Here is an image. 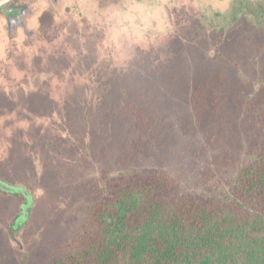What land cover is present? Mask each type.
<instances>
[{"label": "rangeland", "instance_id": "rangeland-1", "mask_svg": "<svg viewBox=\"0 0 264 264\" xmlns=\"http://www.w3.org/2000/svg\"><path fill=\"white\" fill-rule=\"evenodd\" d=\"M20 2L15 16L0 10V181L31 201L0 190V264L66 260L104 175L161 169L183 193L232 200L252 136L264 142V0ZM219 75L225 106L184 134L194 82ZM128 102L174 124L168 160L132 161Z\"/></svg>", "mask_w": 264, "mask_h": 264}, {"label": "trees", "instance_id": "trees-1", "mask_svg": "<svg viewBox=\"0 0 264 264\" xmlns=\"http://www.w3.org/2000/svg\"><path fill=\"white\" fill-rule=\"evenodd\" d=\"M40 19L44 29L54 18L46 12ZM221 79L219 75L194 82L186 103L196 123L194 127L181 118L184 134L204 129V121L225 106ZM261 102L255 98L250 110ZM123 114L134 136L132 161L138 155L159 163L168 160L177 143L168 116L156 105L132 102ZM252 137L249 154L254 159L238 170L227 203L183 193L178 179L161 169L117 178L104 175L105 187L88 197L86 223L69 245L72 254L52 264H264V142ZM216 161L236 166L228 156ZM7 193L22 201L27 198Z\"/></svg>", "mask_w": 264, "mask_h": 264}, {"label": "flooded vegetation", "instance_id": "flooded-vegetation-1", "mask_svg": "<svg viewBox=\"0 0 264 264\" xmlns=\"http://www.w3.org/2000/svg\"><path fill=\"white\" fill-rule=\"evenodd\" d=\"M20 1L21 0H13L12 2L6 4L4 6V8L0 9V10H2L3 12H5V13L11 15V16H15V15H17L19 13H22L23 11L26 10L27 3L26 2H20ZM46 12H49V11H45V13Z\"/></svg>", "mask_w": 264, "mask_h": 264}, {"label": "water", "instance_id": "water-1", "mask_svg": "<svg viewBox=\"0 0 264 264\" xmlns=\"http://www.w3.org/2000/svg\"><path fill=\"white\" fill-rule=\"evenodd\" d=\"M12 1L13 0H0V9H3L6 4H8ZM0 189L4 190L6 192H13V193L17 192V193L23 194L27 197L28 203H30V201H31L30 195L24 189H22L20 187L9 186V185L0 181Z\"/></svg>", "mask_w": 264, "mask_h": 264}]
</instances>
